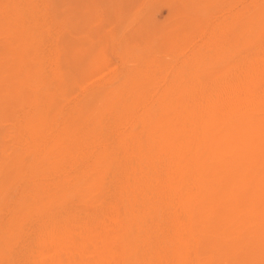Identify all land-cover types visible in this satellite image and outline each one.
Returning <instances> with one entry per match:
<instances>
[{
  "label": "rangeland",
  "instance_id": "obj_1",
  "mask_svg": "<svg viewBox=\"0 0 264 264\" xmlns=\"http://www.w3.org/2000/svg\"><path fill=\"white\" fill-rule=\"evenodd\" d=\"M61 127L82 133L83 156L48 149L22 164L23 148ZM178 143L201 242L165 260L264 264V0H0L1 251L29 241L30 218L92 199L127 158L138 181L160 180Z\"/></svg>",
  "mask_w": 264,
  "mask_h": 264
},
{
  "label": "bare ground",
  "instance_id": "obj_2",
  "mask_svg": "<svg viewBox=\"0 0 264 264\" xmlns=\"http://www.w3.org/2000/svg\"><path fill=\"white\" fill-rule=\"evenodd\" d=\"M37 42H39V41H37ZM224 73H226V72H224ZM242 73H243V71H242ZM217 74H219V73H217ZM226 76L227 75H225V77ZM230 77H231V75H230ZM240 77L238 75L237 78L240 79ZM213 78H214V76H213ZM219 78H222V77H219ZM210 79H212V78H210ZM219 80H218V84L221 82ZM96 81L97 80L92 81V83L89 86H91L92 84L94 85ZM212 81L214 83V81H217V79L215 78V80H212ZM207 82H205V83L207 84ZM228 82H225V83L229 85ZM230 82H231V80H230ZM215 83L217 84V82H215ZM239 83H240V81H239ZM242 83H243V81H242ZM95 85H98V84L96 83ZM99 85L101 86V84H99ZM203 85H204V83H203ZM212 85H214V84H212ZM230 85H231V83H230ZM239 85L241 86L242 84L240 83ZM208 86L210 88L211 85L209 84ZM214 86L217 87L218 85H214ZM87 87H85V89ZM204 87H206V86H204ZM218 87L216 89H218ZM229 88H227V91L230 90ZM238 88H240V90H241L242 86L238 87ZM244 88H246V86ZM258 88L261 89L262 87H258ZM85 89H82V90L84 91ZM248 89H250V88H248ZM260 89L258 90V92L260 91ZM206 90H208V89H206ZM219 91L220 90L218 89V92ZM185 92L186 91H184V93ZM228 92L231 93V91H228ZM242 92H243V89H242ZM202 93H204V91ZM216 93H217V91H216ZM224 93H226V92H224ZM238 93H240V92L238 91ZM238 93H237V96L240 95V94L238 95ZM254 93H253V98L255 95ZM241 94H243V93H241ZM247 94L248 93H246V95ZM250 94H251V92H250ZM259 94H262V93H259ZM202 96H204V95H202ZM212 96L213 95H211V97ZM248 96H249V94H248ZM248 96H247V100H248V98H250ZM205 97H206V95H205ZM205 97H203L202 104L204 102L206 104V101H204ZM227 97H228V95H227ZM255 97H256V95H255ZM219 98H217V100H219ZM251 98L249 100H251ZM206 99H209V97ZM226 99H228V98H226ZM141 100H143V97ZM237 100L239 101L238 97H237ZM256 100H257V98H256ZM210 101H212V100L210 99ZM230 101H232L231 96H230ZM138 103H140V102H138ZM208 103L209 102H207V106L212 105V104H210L211 102L209 103L210 105ZM248 104H247V106H248ZM228 106H229V104H228ZM252 106L254 107V104ZM70 107H71V105H70ZM138 107H139V105H138ZM201 107H204V106H201ZM210 108H211V106H210ZM210 108L207 107V109H205V110H207V112L211 113L212 109H210ZM228 108L230 110V107H228ZM228 108H225V110ZM231 108H232L231 110H233V107H231ZM222 109H224V108H222ZM128 110H126V111H128ZM129 111H131V110H129ZM187 112H188V110H187ZM193 112H192V115H193ZM201 112H202V110H201ZM203 112H204V110H203ZM218 112H222L221 109ZM226 112H227V110H226ZM228 113L231 114L230 112H228ZM197 115H199V114H197ZM220 115H221V113H220ZM223 115H224V112H223ZM195 116H196V114H195ZM108 117L110 118V116H108ZM212 117H213V115H212ZM220 117L222 119V116H220ZM229 117H231V116H229ZM114 118L116 119V117H114ZM127 120H128V118H127ZM223 120H221V121H223ZM231 120H232V118H231ZM199 122L197 124H199ZM166 124H168V123H166ZM187 125H188V122H187ZM193 125H195V124H193ZM56 126H58V123ZM122 127H120V128H122ZM182 127L184 128V126H182ZM110 129H112V128H110ZM196 129H197V127H196ZM183 130L185 131V129H183ZM187 130H189V129H187ZM191 131L195 132V131H193V128ZM189 132H190V130H189ZM181 133H183V132H181ZM114 134L116 135L117 133H114ZM81 135H82V133H80V132L78 133V132H73V131H66L64 127H61L60 129H54L53 132L49 134L50 137L48 136L49 139H51V140H48L49 144H47V142L38 141L37 139H34L29 146H26L25 148H23L22 152H20V159H22V164L25 163L26 161H28V159H29L32 162L31 163L32 165L30 164V166H32V168L35 169L37 164L40 163L39 161L41 159L38 160L40 154L44 151H47L48 149L54 150L58 154H61V155L63 154V156H69V154L70 155L72 154V155H74L75 159H76V157L83 156L84 152H86L87 148L82 147L80 144H78V141H79L78 139H80V141H82L80 138ZM196 135H198V134H196ZM45 141H46V139H45ZM185 141H186L185 143H187L188 140H185ZM170 142H172V141L170 140ZM191 142H194V141H191ZM106 143H105V145H106ZM173 143H174V141H173ZM178 144H179V146L181 144V149L179 146L173 147V145H172V150L169 149V151L170 150L171 151L170 152L167 151V153L165 155L167 157V159L166 158H164V159H166V161L169 160V164H168V162L167 163L165 162L166 165L163 164L164 165L163 169L162 168L161 169L163 170V173L165 171L166 175H164L162 173L163 176L161 177L160 180L152 179V180H149L148 182L138 181L136 179L138 160L136 159L135 156H132V162L130 160L128 162V160H127L128 158H127L126 161L124 160L125 162L122 163L123 165H125V166H121V168L123 169V172H121L122 169H120V166H118V167L116 166V172L115 173L116 174L120 173L122 175L119 177L117 174L116 178H112L111 181L103 183L100 190H98L95 193V195L92 197V199L87 200L83 197H80L77 199L76 202H73V204L67 203L59 210H56V209L55 210H52V209L48 210L47 209V211L45 210L44 214L41 217L36 218V219L30 218L33 225L30 229V232L26 234V236L28 235L27 237H28L29 241L27 240L25 243V240L27 239L26 238V239H24V243H20L19 245H17V246H21L20 248L17 249L18 250L17 253H16V249H14V250L12 249L14 251V253L10 249H9V251H6V250L1 251V249H0V264H169L170 263L169 259L165 260V257L167 256V254L169 252L166 253L165 249L169 248V247L173 248V249L178 248L179 247L178 244H181V243L183 245H185L186 254H190L191 244H193L194 242L197 241L198 245L200 246L201 240L198 238L196 240L197 236L195 237V235H193L194 223H195L194 212H192L193 207L191 206V204L188 203L187 198H186V196H187L186 193L190 192V190H191V188H190L191 187V182H190L191 180L189 179L187 174H191V172L193 171V167L190 166L191 160L189 159V157H188V159L190 161H188L184 165L182 164V162H183V159H182L183 158V156H182V153H183L182 150L183 149H182V147L183 146L185 147V145L182 146V143H178ZM194 144H192V145H194ZM104 146H102L101 148H103ZM168 146H170V145H168ZM164 147H166V146H164ZM98 150H99V147H98ZM164 150H166V149H164ZM94 152H95V150H94ZM14 154H15V152H14ZM92 155H93V153H92ZM161 156H162L161 161L159 160L160 163L162 162L164 154L163 155L161 154ZM31 158H32V160H31ZM80 161L78 163H80V165H81L82 161L81 162ZM164 161H163V163H164ZM74 162H72V164H74ZM87 162H89V161H87ZM78 163L76 165H78ZM161 166H162V164H161ZM2 168H3V166H2ZM6 168H7V166H6ZM74 168L76 169V166H74ZM74 168H73V170H74ZM78 168H80V166H78ZM159 168H160V166H159ZM141 169L145 170L146 173L148 174V176L152 177L151 172L153 170L150 167L149 163H147V165L143 166ZM161 169H160V173H161ZM92 170H93V168H92ZM171 172L173 173V176L170 177V175L172 174ZM8 173H10V172H8ZM69 174H71V171ZM186 175H187V179H186ZM164 176H168V177H166V179H165ZM39 179H41V177ZM25 180H27V179H25ZM36 185L37 184H33V186H36ZM78 188H81V187H78ZM251 195H252V193H251ZM146 203H147L148 207L146 206ZM140 206L143 209L142 212L138 211ZM150 209H152L151 212L148 211ZM7 216L8 215H6V217ZM158 217H160L159 219H161L160 220L161 222H158ZM2 221H3V219H2ZM8 223H9V221L5 220V222L3 224L7 225ZM159 237L162 238L163 240L158 239ZM15 246L16 245H14V247ZM45 251H49L50 255L45 256L44 255ZM165 254H166V256H165ZM170 254H172V253H170ZM173 256H175V255H173ZM173 256H171V257H173ZM173 261H175L174 257H173ZM189 262L191 263V261H189ZM184 264H189V263L186 262ZM193 264H198L197 258H195V263H193Z\"/></svg>",
  "mask_w": 264,
  "mask_h": 264
}]
</instances>
